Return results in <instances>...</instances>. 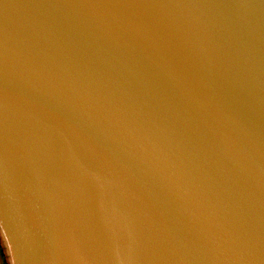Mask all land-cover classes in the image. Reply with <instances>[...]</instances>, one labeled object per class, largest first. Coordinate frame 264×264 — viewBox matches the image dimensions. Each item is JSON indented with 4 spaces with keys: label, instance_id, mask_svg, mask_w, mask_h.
Wrapping results in <instances>:
<instances>
[{
    "label": "water",
    "instance_id": "water-1",
    "mask_svg": "<svg viewBox=\"0 0 264 264\" xmlns=\"http://www.w3.org/2000/svg\"><path fill=\"white\" fill-rule=\"evenodd\" d=\"M0 235L9 264H264V0H0Z\"/></svg>",
    "mask_w": 264,
    "mask_h": 264
},
{
    "label": "rangeland",
    "instance_id": "rangeland-1",
    "mask_svg": "<svg viewBox=\"0 0 264 264\" xmlns=\"http://www.w3.org/2000/svg\"><path fill=\"white\" fill-rule=\"evenodd\" d=\"M0 264H9L8 254L6 252V247L4 245V242L2 241L1 235H0Z\"/></svg>",
    "mask_w": 264,
    "mask_h": 264
},
{
    "label": "snow or ice",
    "instance_id": "snow-or-ice-1",
    "mask_svg": "<svg viewBox=\"0 0 264 264\" xmlns=\"http://www.w3.org/2000/svg\"><path fill=\"white\" fill-rule=\"evenodd\" d=\"M13 256H14V249H13Z\"/></svg>",
    "mask_w": 264,
    "mask_h": 264
}]
</instances>
